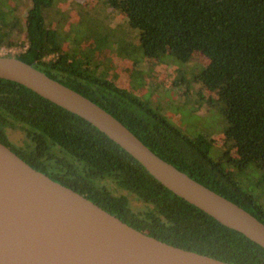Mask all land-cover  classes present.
<instances>
[{
  "label": "trees",
  "instance_id": "trees-1",
  "mask_svg": "<svg viewBox=\"0 0 264 264\" xmlns=\"http://www.w3.org/2000/svg\"><path fill=\"white\" fill-rule=\"evenodd\" d=\"M54 1L31 0L25 26L1 15L0 46L18 45L25 29L26 48L15 57L90 98L161 158L264 222V204L237 180L252 168L264 176V0H103L138 30L147 58L169 51L185 61L195 54L208 59L195 81L216 94L206 100L227 119L225 135L236 156L217 150L205 134L185 135L149 101L101 79L88 61H77L64 49L59 31L47 25L45 8ZM9 128L24 134L21 145L10 140ZM0 141L155 238L233 264H264L263 246L175 194L91 122L5 78H0Z\"/></svg>",
  "mask_w": 264,
  "mask_h": 264
},
{
  "label": "water",
  "instance_id": "water-1",
  "mask_svg": "<svg viewBox=\"0 0 264 264\" xmlns=\"http://www.w3.org/2000/svg\"><path fill=\"white\" fill-rule=\"evenodd\" d=\"M0 78L78 114L138 159L162 184L264 247V222L152 151L113 114L15 56ZM0 264H233L138 230L54 180L0 141Z\"/></svg>",
  "mask_w": 264,
  "mask_h": 264
},
{
  "label": "rangeland",
  "instance_id": "rangeland-1",
  "mask_svg": "<svg viewBox=\"0 0 264 264\" xmlns=\"http://www.w3.org/2000/svg\"><path fill=\"white\" fill-rule=\"evenodd\" d=\"M31 4V0H0V17L25 26ZM45 16L48 27L59 31L64 49L77 61H88L101 79L149 101L185 135L205 134L214 140L217 150L237 155L225 135L227 119L206 100L216 94L195 81L208 62L204 55L195 54L185 61L168 51L158 59L147 58L138 45V30L103 0H55L45 8ZM25 35L22 29L18 45L0 46V55L21 54L27 45L22 43ZM8 136L17 145L25 138L20 130L12 128ZM237 180L244 191L264 204L262 171L249 169L239 173ZM131 200L137 208L142 207L141 202L133 197Z\"/></svg>",
  "mask_w": 264,
  "mask_h": 264
},
{
  "label": "built area",
  "instance_id": "built-area-1",
  "mask_svg": "<svg viewBox=\"0 0 264 264\" xmlns=\"http://www.w3.org/2000/svg\"><path fill=\"white\" fill-rule=\"evenodd\" d=\"M47 57H49V58H47ZM47 57H45V59L50 60V59L54 58L55 56H54V54H52V55H49Z\"/></svg>",
  "mask_w": 264,
  "mask_h": 264
}]
</instances>
